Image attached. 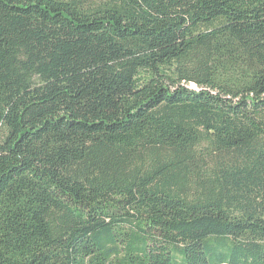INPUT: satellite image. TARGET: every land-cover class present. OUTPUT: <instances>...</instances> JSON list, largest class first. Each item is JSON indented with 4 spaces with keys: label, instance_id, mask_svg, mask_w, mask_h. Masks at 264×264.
Returning <instances> with one entry per match:
<instances>
[{
    "label": "trees",
    "instance_id": "obj_1",
    "mask_svg": "<svg viewBox=\"0 0 264 264\" xmlns=\"http://www.w3.org/2000/svg\"><path fill=\"white\" fill-rule=\"evenodd\" d=\"M0 264H264V0H0Z\"/></svg>",
    "mask_w": 264,
    "mask_h": 264
}]
</instances>
